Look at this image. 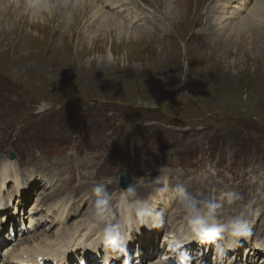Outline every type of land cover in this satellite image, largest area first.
<instances>
[{
    "label": "rangeland",
    "instance_id": "obj_1",
    "mask_svg": "<svg viewBox=\"0 0 264 264\" xmlns=\"http://www.w3.org/2000/svg\"><path fill=\"white\" fill-rule=\"evenodd\" d=\"M18 1L0 0V181L9 178L0 199L14 207L13 217L24 213L39 227H20L24 235L8 242L10 250L45 245L68 213L58 211L63 205L68 224L91 218L87 186L102 178L112 180L115 204L124 171L144 187L137 190L142 198L154 185L160 192L158 176H201L217 201L224 186L240 191L255 201L252 212L262 211L251 222L264 236V31L228 35L211 20L213 12L254 0L97 1L126 16L123 36L108 33L111 25L97 28L89 3L76 15L88 17L74 28L56 0L42 12L30 2L22 11ZM152 18L155 34L143 30ZM216 160L218 178L211 175ZM222 209V216L235 211ZM6 253L2 259L11 260Z\"/></svg>",
    "mask_w": 264,
    "mask_h": 264
},
{
    "label": "clouds",
    "instance_id": "obj_2",
    "mask_svg": "<svg viewBox=\"0 0 264 264\" xmlns=\"http://www.w3.org/2000/svg\"><path fill=\"white\" fill-rule=\"evenodd\" d=\"M155 182L164 185L161 191H167V178L161 180L158 176ZM111 183V179L102 178L92 189L90 213L96 246L87 249L99 256L102 248L100 264H110L112 260L131 264L127 245L134 239L133 231L138 233L141 226L158 227L156 220L162 213L157 210L155 197H140L134 183L119 193L114 204V194L109 191ZM173 191L185 226L182 234L189 242L213 243L226 250L238 245L240 238L251 235L249 217L255 203L253 199L246 201L244 194L232 191L226 193L220 202L206 198L199 191H189L183 185H177ZM225 206H235L234 213L221 216L220 210ZM182 247L177 248L175 264H192V257Z\"/></svg>",
    "mask_w": 264,
    "mask_h": 264
},
{
    "label": "bare ground",
    "instance_id": "obj_3",
    "mask_svg": "<svg viewBox=\"0 0 264 264\" xmlns=\"http://www.w3.org/2000/svg\"><path fill=\"white\" fill-rule=\"evenodd\" d=\"M56 1L55 2L58 4V6L63 9V12L68 14V16H69L68 22H70V24L73 23L74 28L81 26L83 21H84V18L88 17L89 14H83L82 18H80L79 16L76 17L80 8L84 9L85 5L88 3L90 5L89 6L90 11H92L91 17L94 18V23H95V25H97V28H99V29H100V27L101 28H107L108 25H111L110 29L109 30L107 29L108 33L113 34V32H116V33H118L119 36H123L122 33L124 32V29H126L128 27L126 25L127 19L125 20L126 16L124 17L123 13H121L122 11L121 10L116 11L112 8L115 6V4L114 5H108L106 2H102L101 4H99L97 2L99 0H87V2H84V0H56ZM117 1H119V0H117ZM10 2H12V0H10ZM29 2L32 5H34V7H37L35 9L37 12H42L44 9H47V10L50 9L51 5L54 3V0H21V1H18L16 3L17 4L21 3L23 5L22 11H25L28 8ZM114 3H116V2H114ZM216 5H218L220 7L219 3H217ZM225 5H226L225 2H221V6L225 7ZM235 7L236 8L232 7L234 10L228 11L227 14L216 15V12H213V14L211 15V20H213V23H215L216 25H221V27L224 28L221 31V33L228 34V35H233L235 33L236 35H238V34H241L240 32H243V30L246 31L247 33H249L251 31V32H253V34H254V31H256V32L257 31L258 32L264 31V0H254L250 4L243 2L242 5L239 2V4L238 5L236 4ZM108 9L111 12H109ZM212 9H213V5L211 6V10H210L211 12H212ZM167 10L172 11L171 8H168ZM59 13L61 14V12H59ZM62 17H63L62 23L64 24V26L65 25L71 26L70 24L69 25L66 24V18L64 16H62ZM169 17H171L169 19V21L171 23L169 22V24L173 25L174 17L172 16V14H169ZM154 19L152 18V20L148 23V26H146L143 29L144 31H146L148 33H151V31H153L152 34H155L158 32L159 26L156 25V23L154 22ZM124 20L126 21V23L124 22ZM227 20H229V22L225 23L224 21H227ZM131 22L132 21H128V23H131ZM219 22H221V23L219 24ZM232 22L234 23V25L232 26L233 29H232V27H230ZM85 23H86V21L84 22V24ZM210 24H211V22H210ZM211 26H212V24H211ZM212 27L217 29V31L214 30L213 28L211 29L215 32V36H220L218 31L220 30L221 27H218V28H216L214 26H212ZM134 28H136V27H134ZM162 28L165 29L164 31H166V32L168 31L167 27L163 26ZM229 29H232L233 31L230 32ZM130 37H132V36H130ZM142 37H144V36H142ZM220 40L221 39H219L218 41H220ZM134 41L135 40H132L133 43H134ZM221 42L225 43V42H227V40L226 41L221 40ZM6 180H8V177L3 175L2 181H1V187L5 185ZM19 183L20 182H17L18 188L22 189L20 187ZM88 187L91 188V185H88ZM135 187H138L137 190L139 192H142V189L144 188L143 186H138L136 184H135ZM151 197H155L154 203H155L156 207L158 208V200H157L156 196L152 195ZM158 197H161V196H158ZM161 198L164 201V203H163L164 208H163V210L161 209V213H163V211H165V210L172 209L173 205H171L170 201H168L167 199H164V197H161ZM1 200L2 199H0V210L2 211L4 208L3 205L5 203ZM159 211H160V207H159ZM161 218L162 217H159L156 220L157 224H159V220H161ZM87 222H88L87 225L85 223H83V224L79 223V224H76L74 226H68L66 228L61 227L58 230V233L51 236L52 241H50L48 237L45 238V241L48 245L47 247H44V246L42 247L41 245H39V243L36 245L34 244L32 247H30L29 245H25V246L17 249L19 251H15L13 253V255L11 256V258L16 262H21L22 260H26V262H28V260H30V258L37 256V255H42V254L53 256L55 258H60L61 256L65 255V253L68 254V253L75 251L76 247H78V246H82V247H84V246L86 247L87 245L90 246L94 243V241H96V232H95L94 227L92 226L93 225L92 221L88 220ZM17 225H18V223H17ZM82 225H83V227L81 228ZM32 226H35V225L33 224V221L31 220L30 221V228ZM144 227H146V226H141L140 229H143ZM182 227H183V219H182V226H180L178 228L180 229ZM157 228L158 227L153 228V229L147 228V231L145 234L147 236H151L152 234H155V232H157L156 231ZM64 231L66 232L65 234L63 233ZM77 234H79V238L75 241L74 236ZM140 234L143 235L144 233H140ZM261 240L264 243V238H262ZM25 242H27V240H24V243ZM58 242L61 244L57 245ZM128 244H131V241ZM242 244H243V238H240V243L236 246L231 247V249L240 248ZM128 247L130 248L131 246L128 245ZM56 249L59 250V252L55 251ZM212 251H213V249H212ZM215 251H216V253H220L217 249ZM236 252H237V250L235 251L234 255H238L240 253V252H237V253ZM210 253H212V252L210 251ZM229 263H230V261L228 262V264ZM0 264H11V262H8V260L3 261L1 258ZM152 264H165V263L155 261V262H152ZM216 264H221L219 259H217ZM246 264H255V261L253 259H252V261L246 260Z\"/></svg>",
    "mask_w": 264,
    "mask_h": 264
},
{
    "label": "water",
    "instance_id": "obj_4",
    "mask_svg": "<svg viewBox=\"0 0 264 264\" xmlns=\"http://www.w3.org/2000/svg\"><path fill=\"white\" fill-rule=\"evenodd\" d=\"M15 154L11 153V158H14ZM132 182V177L129 173L122 175L121 185L124 188H127L128 185Z\"/></svg>",
    "mask_w": 264,
    "mask_h": 264
}]
</instances>
